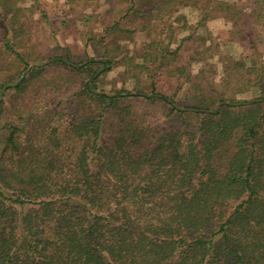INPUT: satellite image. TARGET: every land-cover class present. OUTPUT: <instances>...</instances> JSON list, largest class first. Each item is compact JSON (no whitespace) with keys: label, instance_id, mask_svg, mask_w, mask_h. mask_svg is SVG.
Listing matches in <instances>:
<instances>
[{"label":"trees","instance_id":"1","mask_svg":"<svg viewBox=\"0 0 264 264\" xmlns=\"http://www.w3.org/2000/svg\"><path fill=\"white\" fill-rule=\"evenodd\" d=\"M52 2L0 0V91L83 42L48 65L71 77L33 67L0 103V264H264V0Z\"/></svg>","mask_w":264,"mask_h":264},{"label":"rangeland","instance_id":"2","mask_svg":"<svg viewBox=\"0 0 264 264\" xmlns=\"http://www.w3.org/2000/svg\"><path fill=\"white\" fill-rule=\"evenodd\" d=\"M31 1L32 0H23V5L28 6L31 3ZM58 1H59V3L52 2V4L48 6V13L50 14V17H51L53 22L57 21L59 18H61L60 17L61 16L60 8L62 9V5L64 6V4H63L64 0H58ZM232 1H234V0H232ZM182 12L184 14H186V16L188 17L190 22L193 23L196 20H198L199 12L196 9L185 8L182 10ZM229 28H230V24L227 23L224 19H216L214 21H211L208 24V30L211 32L213 37L220 35L221 30L229 29ZM201 34L205 35L206 31L202 30ZM136 40L138 42L137 44L141 43L142 41L145 40V35L143 33L138 34L136 37ZM53 42L54 41L47 42V43H44V45L40 46V49L42 50V52L44 51L46 53L43 60L39 61V62L32 63L30 65L29 69L24 71L23 74L18 78L17 81H19L22 76L25 77L30 72L31 68H33L32 65L35 63H43V62L50 61L45 66H39V67H46V66L52 64V62H53L52 56H54L55 54L59 55V56H64L67 53V51L70 50V51H72L73 55H77L79 57L78 60L82 59V57H80L78 55L82 49V44H83L82 40H79V39L76 40L72 36V37L68 38L67 40L62 38L60 43H59L60 46L57 45V43H53ZM198 42L199 41H197V43H193V42L190 43L189 42L186 44L187 46H186L185 53H184V56L186 55V59L193 53L194 48L196 46H199ZM220 42H221L220 44H221L222 54L230 55V56L234 57L235 59H239L241 57V54L244 51L241 46H239L238 44H233V43L231 44V43L227 42L226 40H221V39H220ZM262 48L264 49V47H262ZM216 61H217V59H216ZM104 67L105 66H102L101 68H104ZM199 68H200V65L195 63L193 65V72L197 73ZM219 68H221V66ZM121 71H122V68H115L112 71L106 72L103 75V77L101 78L100 82L98 83L99 89H96V90L99 92H106V93L111 94V92L114 91L113 82L116 79L121 80V78H119V73H121ZM68 73H70V72H67L65 67L57 66V65L48 66L46 72L43 74V76L41 78L42 83H43L42 86L45 88V85L51 84V83H53V81L55 79H59V78H62L64 76H65V79H68L69 77L72 76L71 73L70 74H68ZM218 81H220V79H218ZM12 84H14V83H12ZM38 85L41 86L40 82ZM118 86L120 87L121 85L119 84ZM129 88H130V86H129ZM44 92H45V89H44ZM166 92H167V94L169 93V91H166ZM8 94H14V92L10 91ZM21 94H23V93H21ZM49 94H58V93L55 90H52ZM256 96H257V94L251 92V93H247L244 96H239L238 98L249 100V99L255 98ZM0 148H1V145H0Z\"/></svg>","mask_w":264,"mask_h":264},{"label":"water","instance_id":"3","mask_svg":"<svg viewBox=\"0 0 264 264\" xmlns=\"http://www.w3.org/2000/svg\"><path fill=\"white\" fill-rule=\"evenodd\" d=\"M104 62H106L105 60H103ZM50 61H47V62H43V63H35L32 65V67H39V66H45L47 63H49ZM70 65L74 66V67H78V65H76L75 63H72V62H68ZM87 63V62H86ZM84 63V64H86ZM111 65L110 64H106V66L104 68H101L98 70L97 74H96V77L99 76L102 72H104L106 69L110 68ZM24 79V76H22L20 78L19 81H17L16 83L12 84V83H6L3 88L1 89L0 91V103L2 102L3 98H4V94L6 93V91L9 89V88H12V87H17L20 82ZM90 86L94 89V92L96 93H102V92H99L97 91L94 86H93V81L90 82ZM257 101H260V100H257ZM224 104H232L234 105L233 103H230V102H222L220 103L216 109L214 110H208V112H214L215 110H218L222 105Z\"/></svg>","mask_w":264,"mask_h":264}]
</instances>
